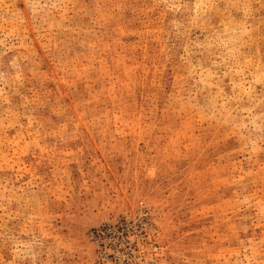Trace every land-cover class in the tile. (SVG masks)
<instances>
[{"label":"rangeland","instance_id":"obj_1","mask_svg":"<svg viewBox=\"0 0 264 264\" xmlns=\"http://www.w3.org/2000/svg\"><path fill=\"white\" fill-rule=\"evenodd\" d=\"M0 264H264V0H0Z\"/></svg>","mask_w":264,"mask_h":264}]
</instances>
